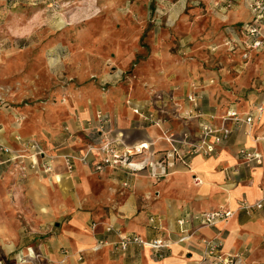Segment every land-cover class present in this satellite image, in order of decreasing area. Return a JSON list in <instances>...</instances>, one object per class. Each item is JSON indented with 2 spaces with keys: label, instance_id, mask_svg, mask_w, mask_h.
I'll return each instance as SVG.
<instances>
[{
  "label": "rangeland",
  "instance_id": "1",
  "mask_svg": "<svg viewBox=\"0 0 264 264\" xmlns=\"http://www.w3.org/2000/svg\"><path fill=\"white\" fill-rule=\"evenodd\" d=\"M227 5L0 0V264H71V250L51 252L50 246L70 230L73 216L86 215L85 228L93 230L107 227L110 212L119 217L129 210L131 192L125 197V190L100 186L104 177L90 164L85 171L78 164L67 170L62 162L89 136L93 143L95 130L86 132L97 129V112L129 128L128 101L160 89L183 96L191 79L213 77L234 100L264 94V60L236 70L242 58L226 43L235 22ZM235 14L248 17L241 8ZM59 166L69 176L75 172L78 183L70 178L53 185ZM248 258L236 256L238 264H253Z\"/></svg>",
  "mask_w": 264,
  "mask_h": 264
},
{
  "label": "crops",
  "instance_id": "2",
  "mask_svg": "<svg viewBox=\"0 0 264 264\" xmlns=\"http://www.w3.org/2000/svg\"><path fill=\"white\" fill-rule=\"evenodd\" d=\"M217 1L228 4L225 0ZM227 6L231 9L230 17L235 22L232 24L234 30L226 39V43L232 44L231 49L235 48L242 58L240 63L242 67L238 66L236 70L239 72L252 70L255 66L254 61L261 63L264 60V50L250 52L246 59L242 56L246 38L241 33V26L251 19V13L245 0L232 2ZM238 8L244 9L248 17L241 18L236 15L235 11ZM185 86L183 96L178 94L177 90L171 89L167 91L160 89L162 93L157 92L154 96L136 95L137 100L132 99L125 106L132 116L129 118V128L117 127L113 121L114 117L107 112L110 132L119 139L116 149L122 151L124 146L153 142L152 150L160 153L170 147L159 139L164 130L172 131L177 136L188 135L194 140L198 134L199 123L204 121L214 127L222 126L227 131L226 138L216 147L215 153L210 156L196 154L187 162L176 161L165 177L153 180L146 171L131 174L124 169L111 167L95 171L94 166L100 163L101 158L97 151L91 152L87 155V164L104 177L100 186H107V189H112L110 191L120 188L125 190L124 193L131 192L129 210L122 209L119 217L109 213L107 226H110L111 230L97 225L93 230L89 228L86 230V215L73 216L70 230H63L60 237L53 239L51 252L66 246L71 250V264H213L212 258H203L202 240L215 239L220 242L219 253L222 256L236 257L247 254L253 264L264 263V257L261 256L264 255V205L262 208H253L249 211L239 207L242 201L252 204L264 199V142L253 140L264 135V114L260 120L255 119L250 125L240 127L232 120L224 119L229 110H234L238 114H248L258 106L264 107V94L234 100L226 91L216 86L213 77L201 81L191 79ZM214 90H220L216 98L212 93ZM191 95L195 97L193 102L188 100ZM207 104L212 106L209 107ZM133 108H137L139 113L135 114ZM187 111H197L200 117L188 115ZM131 124L134 125L132 128ZM92 132L93 143L91 136L88 138L86 135ZM86 134L85 137L90 140L87 139L88 145L97 147L102 143L101 134L96 128ZM0 143H4L2 138ZM87 144L72 150L73 153L77 155L86 153ZM242 148L259 152L262 155L261 164L244 163L239 159L237 154ZM158 156L154 154L152 159H157ZM32 161L35 163L36 158ZM77 164L81 171L89 167L75 161L74 166ZM62 169L63 167L59 166L56 173L51 174L53 185L62 187L70 178L71 184L78 183L75 172L72 174L75 176H69L63 173ZM48 171H51V168L44 172ZM125 181L129 183L127 188L122 185ZM34 184L40 188V192L42 189L44 191V185ZM147 193L152 195L145 198ZM36 196L41 200L43 198L41 193ZM75 197L73 194V199ZM40 208L45 212L42 205ZM220 208L233 211L227 222L213 227H203L193 219L196 214ZM150 215L160 220L159 226L149 224ZM180 220L185 221L182 228L188 231L187 233L182 232L178 224ZM129 233L137 234L144 240L167 241L168 244L163 249L161 257L154 248L147 245H130L122 250L116 244ZM257 254L260 258L256 257ZM86 255L87 259L81 261V256ZM27 256L31 257L29 254Z\"/></svg>",
  "mask_w": 264,
  "mask_h": 264
},
{
  "label": "built area",
  "instance_id": "3",
  "mask_svg": "<svg viewBox=\"0 0 264 264\" xmlns=\"http://www.w3.org/2000/svg\"><path fill=\"white\" fill-rule=\"evenodd\" d=\"M228 4L230 2H237L240 0H225ZM248 9L251 13V19L241 26V33L245 36L246 42L244 44L243 58H248L250 52H259L264 50V0H245ZM190 102L195 101L194 96H189ZM128 103H130L128 101ZM135 114L139 113L137 108H133ZM187 114H193L199 118L200 113L195 111H187ZM264 114V107L258 106L252 113L238 114L234 110L226 112L225 120H232L237 127L241 125H250L253 120H260ZM151 118V116H148ZM110 120L106 118L102 112L96 113V127L97 131L101 134V144L99 146L89 145L87 152L79 155L67 154L62 156V162L67 170L73 168L74 162L79 161L82 164H87V155L93 151H97L100 155V163L94 166L95 171H101L106 167L124 169L125 171L133 174L136 172L146 171L148 176L153 180H159L165 177L171 168L174 167L176 161L187 162L188 159L196 154L210 156L215 153L216 147L223 142L227 136V131L222 127L211 126L207 122H200L198 125V134L194 140L188 135L177 136L172 131L164 130L160 136L169 144V148L157 153L152 150L153 142H142L133 144L131 146H124L122 151H118L116 147L119 145V139L112 136L110 132ZM107 130V131H106ZM254 142H264V135L253 139ZM154 154H158L157 159H152ZM238 158L244 163L261 164L262 155L257 151H249L242 148L238 151ZM49 169V168H47ZM123 187H129L128 182H123ZM262 201L258 200L255 203H247L242 201L240 208L245 211L252 210L253 208H262ZM233 215V211L220 208L218 210L206 211L193 216L195 221H198L203 227H213L218 224L227 222ZM150 225L159 226L160 220L154 216L148 217ZM185 221L180 220L178 224L183 233H187L182 228ZM96 227V225L93 226ZM111 230L110 226H107ZM204 245L203 258H212L213 264H237L236 257L222 256L219 253L220 242L217 240H202ZM167 241L160 240H144L137 234H126L118 244L120 249L124 250L127 246H150L157 251L159 257L163 255V249L167 247Z\"/></svg>",
  "mask_w": 264,
  "mask_h": 264
}]
</instances>
